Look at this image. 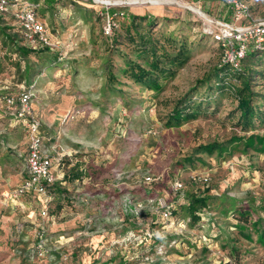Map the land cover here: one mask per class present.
<instances>
[{
	"label": "rangeland",
	"instance_id": "obj_1",
	"mask_svg": "<svg viewBox=\"0 0 264 264\" xmlns=\"http://www.w3.org/2000/svg\"><path fill=\"white\" fill-rule=\"evenodd\" d=\"M145 1L137 7L153 15L157 37L163 32L183 38L189 49L182 68L170 73L172 67L164 66L166 73L157 74L149 87L134 83L126 72L127 60L149 66L144 53L111 54L98 43V4L59 0L56 5L67 45L56 66L31 58L34 71L27 87L31 86L30 103L42 123L45 148L53 157L52 174L65 194L56 196L50 207L49 214L56 217H38L39 225L25 222L22 212L10 207L0 210V225L12 224L15 218L23 223L16 233L9 225L10 233L0 240V264H264V153L243 143L250 134L264 136V53L245 60L258 73L252 90L259 114L253 127L244 131L237 124L233 90L239 83L232 72L222 79L214 76L220 52L209 31L210 21L224 11L220 1ZM243 1L254 17L264 16V0ZM54 11L43 10L49 26ZM167 49L175 53L173 46ZM5 52L0 48V98L24 89L23 80L5 77L4 70L11 67ZM205 80L212 88H206ZM197 91L203 94L193 101L203 104L195 108L196 118L168 126L173 106ZM10 112L0 99V153L12 149L7 137L11 129H18ZM213 143L218 148L212 153L200 147ZM70 158L83 169L82 178L63 181L73 167ZM5 160L0 156V172L6 169ZM23 167L18 158L12 172ZM203 179L208 187L201 185ZM177 183L181 190H175ZM203 189L224 208L217 215L201 212V220L192 224L177 206L178 197L192 191L203 194ZM124 193L135 195L134 207L123 205L128 202L121 197ZM168 205L176 212L164 220L159 211ZM4 211L9 213L3 215ZM241 214L248 218L246 225ZM211 222L218 226L215 237L210 236ZM146 233L163 243L173 241L171 248L160 251L162 242H155L158 251L146 254ZM40 241L47 254L36 259L30 251ZM138 249H144L142 256Z\"/></svg>",
	"mask_w": 264,
	"mask_h": 264
},
{
	"label": "trees",
	"instance_id": "obj_2",
	"mask_svg": "<svg viewBox=\"0 0 264 264\" xmlns=\"http://www.w3.org/2000/svg\"><path fill=\"white\" fill-rule=\"evenodd\" d=\"M25 1L37 5L35 9L37 18L41 20L49 29L50 40L52 42H59L60 45L58 48L42 45L38 46L36 49L29 47L23 38L22 29L17 19L14 17V14L19 10V7L18 5H15V2L13 0H8L9 13L0 14V48L6 50V52L4 53V59L11 62V67L5 69L3 73H5V77L7 79L17 77L20 81L23 80L24 82L23 84H21V87L24 89H21L20 91L15 93H5L1 96L0 99L2 100L4 107L11 111L10 114H16L17 117L19 112L18 102H16L14 107H7L6 103L3 100V97H17L19 94L31 90V86L27 87L29 78L34 71L33 65L35 61H33V59L31 58H35V56H38L36 57L38 58L36 59V61L48 62L51 65L56 66L60 63L62 51L65 45H67L63 40L64 33L60 21L62 19V14L60 11H54V9H58V6L56 5H58L59 0H19V5L23 4ZM220 3L221 10L224 11L223 13H219L218 16L224 15L226 13H230L231 15L229 7L222 1H220ZM51 8H53L54 12L52 14V26H49L43 10ZM137 8L138 7H129L125 9V18L123 20L117 19V27L113 30L112 35L109 37L104 36L102 33L101 27L103 25V18L99 16L97 12V17L101 20L100 39L98 40V43L100 45H103V47H105V49L111 54L117 53L118 55H121L120 52H125L128 54V52L130 51L134 54H137L139 51L144 53L143 56L145 57V60L149 61V66L143 67L139 63L127 60L128 66L126 72L128 73V77L131 78L134 83L149 87L151 84H155V78L157 74L166 73L164 66L169 65L170 67H172V69H170L171 71H169L170 73H175L176 70L182 68L189 59V49L185 39L183 38L180 39L178 37L170 35L168 36L166 34H163V32H161L160 36L157 37V31H155L157 29H153V26L156 25L153 15H151V13H147V11L142 8ZM112 11L114 12V10ZM220 20L230 22L232 20V15L230 21H228L227 19ZM157 25L160 26V23H158ZM66 36L67 39H69L71 37V34L67 33ZM169 46H173L175 48V53H169L167 49V47ZM218 49L220 52V57L218 60V64L215 67L216 71L214 73V76L217 79L225 75L228 76L231 72L233 73L232 75H234L235 81L239 83L238 87H233L237 100V105L235 107L236 112L238 113L237 124L240 125L244 131L250 130V128L253 127L254 118L259 114V109L256 107V105L253 104L254 92L252 90V80L255 76L258 75V73L257 71H255L253 65H246L245 60H247L250 56L253 57V55L255 54H263L264 51L250 49L240 60L239 66L237 68H233L229 65L221 63L222 49L220 47H218ZM40 54H42L41 57ZM204 83L206 85V88H212V84L207 80H205ZM216 86H218V89H222L219 84H216ZM202 94V92L197 91L196 93H194V95H192L193 97L181 99L179 102H177L171 109V112L168 116V126L180 125L182 122H187L189 120L195 119L197 116L196 109L199 108L203 104V102H195L193 101V98H196L197 95ZM203 101L205 102V100ZM30 106L33 113L38 117V115L34 112L31 103ZM22 119L25 122V118ZM243 143L244 147L246 148L260 150L264 153V136L250 134L249 136L244 138ZM200 147L208 153H212L218 148L215 143L201 145ZM82 174L83 169H80V166L75 164L73 167H71L70 171L64 175L63 181L69 180L71 182L74 179H81ZM60 184L61 181H58L53 182L49 186V191L53 195V200L47 206L48 209L46 217H56L54 215H50L49 213L50 207L52 206L56 196H62L65 194V191L60 188ZM201 185L208 187L207 182H203V180L201 182ZM201 192H203V194H196L195 191H192L187 196L181 195L180 197H178L179 203L177 206L182 207L192 224H197L201 220V212L217 215L222 212L224 208L221 200L212 199L205 196V192H207V190L203 189V191ZM121 197L123 198V200H128V202L126 201L125 203H123V205H126L128 208H131V206L134 207L136 205L135 195L133 193H124L121 195ZM121 202L122 201L120 200L117 202V204L120 205V208L122 209ZM101 206L103 207V205ZM163 210L164 208L160 209L159 215L164 220L172 219L176 212V208L168 205L165 210L169 213V215L168 218H164V216L162 215ZM119 216L125 218L128 215L125 213H119ZM240 218L241 222H243V225H246L248 222V218L246 217V215L241 214ZM212 222L208 224V228L210 229V236L215 237L218 226ZM146 234L147 236H149L150 245H145L144 249L148 248L145 253L148 254V252L150 251H158L156 249V246H154L153 244L155 242L161 243L162 241L159 239L160 237L154 236L152 233ZM170 243L172 244L173 241H167L166 243L162 242V244H160L159 246L160 251H166L171 248ZM144 249L137 250L138 256H142V254L144 253ZM124 257L126 258L127 256L125 255ZM91 264L100 263L93 262ZM225 264L230 263L228 262Z\"/></svg>",
	"mask_w": 264,
	"mask_h": 264
},
{
	"label": "built area",
	"instance_id": "obj_3",
	"mask_svg": "<svg viewBox=\"0 0 264 264\" xmlns=\"http://www.w3.org/2000/svg\"><path fill=\"white\" fill-rule=\"evenodd\" d=\"M13 1L19 7L14 17L22 29L23 38L27 45L33 49L40 45L58 48L60 43L50 40L49 29L37 18L35 11L37 5L27 1L19 5V0ZM92 1L99 5L98 15L103 18L101 30L103 35L107 37L111 36L113 30L117 27V19L123 20L125 18V9L146 3L145 0ZM196 1L202 2L205 0ZM217 1H222L229 7L232 20L230 22L220 19L211 20L212 29L209 33L213 43L222 49L221 63L237 68L240 60L250 49L264 51V16L261 18L254 17L249 4L243 0ZM8 3V0H0V14L9 13ZM31 96L32 92L29 90L19 94L17 97H3L7 107H14L16 102H18V117L25 118L27 136L26 156L24 158L25 177L16 189L3 195V206H16L22 197L31 195L42 202L40 216L44 218L47 215V206L53 200V195L49 191V186L55 182L51 171L53 157L45 148L42 123L31 109ZM59 160L60 158L58 157L57 161ZM149 181L150 178L147 177L146 183L149 184ZM203 182H207L206 179H203ZM174 186L175 190H181L182 188L179 183ZM162 208H164L162 215L164 218H168L169 213L165 210L167 206ZM39 230V233L43 235L44 229L42 226L39 227ZM30 252L31 256L36 259H43L47 254L43 241L33 245Z\"/></svg>",
	"mask_w": 264,
	"mask_h": 264
},
{
	"label": "crops",
	"instance_id": "obj_4",
	"mask_svg": "<svg viewBox=\"0 0 264 264\" xmlns=\"http://www.w3.org/2000/svg\"><path fill=\"white\" fill-rule=\"evenodd\" d=\"M218 19H227L228 21H230L231 15H230V13H226L224 15L218 16ZM10 115L13 116V118H12V120L14 122L13 126L18 127V129L15 131L11 129L12 132L9 133V136L7 137V146L12 148V149L8 150L7 152L2 151L0 153V156L2 158H6V160H5V163H6L5 168L6 169L0 172V208H1L0 210H2V209L6 210L5 209L6 207L4 208V206H3V195L8 191L16 189L19 186V184L21 183L22 179L25 177V173H26L25 165H24L22 171L12 172V164L15 163V160L17 161L18 158H21V160L24 161V158L26 156L27 136H26V129H25L24 120L22 118L17 117L16 114H10ZM42 133H43V129H42ZM44 143H45V137H44ZM70 156L71 155H69V157ZM69 160L72 161L74 159L70 158ZM75 164H76V161L74 160L73 166ZM54 168H56V167H54ZM51 169H52V167H51ZM80 169H81V167H80ZM79 190H84V189L80 188ZM95 196L96 197H94L95 198L94 201L96 202V201H98L99 195H95ZM91 203H92V201H91ZM10 209L11 210L15 209L18 212H22L23 216L21 219L24 220L25 222H29L31 224L39 225L40 222L38 221V217L41 220L44 219L40 216V212L42 210V202L39 199H37L36 197L31 196V195H27V196L22 197L19 200V203L16 206H10ZM96 210H98V207H96ZM99 212L102 213V211H99ZM7 213H9V212L4 211L3 215H5ZM15 219L18 220V218H15ZM15 219H13V223H12L13 225L12 224L0 225V240L2 238H4L5 236L7 237L8 233H10V232H8L9 225H10V230H13L12 232H14V233L20 232L23 230V223H21L22 221L18 220L16 223ZM11 225H12V227H11ZM38 227H40V226H38ZM0 252H1V248H0Z\"/></svg>",
	"mask_w": 264,
	"mask_h": 264
},
{
	"label": "bare ground",
	"instance_id": "obj_5",
	"mask_svg": "<svg viewBox=\"0 0 264 264\" xmlns=\"http://www.w3.org/2000/svg\"><path fill=\"white\" fill-rule=\"evenodd\" d=\"M97 2V1H96ZM99 2V1H98ZM103 2V1H102ZM151 3H157L156 1H150ZM192 8V7H191ZM193 9V8H192ZM196 11H198L197 9H195ZM194 11V10H193Z\"/></svg>",
	"mask_w": 264,
	"mask_h": 264
}]
</instances>
